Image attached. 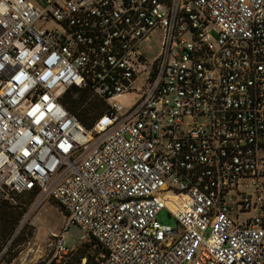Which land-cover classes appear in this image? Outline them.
Segmentation results:
<instances>
[{
    "label": "built area",
    "instance_id": "2783aa9c",
    "mask_svg": "<svg viewBox=\"0 0 264 264\" xmlns=\"http://www.w3.org/2000/svg\"><path fill=\"white\" fill-rule=\"evenodd\" d=\"M30 192L67 217L41 264H87L72 224L92 264H264V0H0V199Z\"/></svg>",
    "mask_w": 264,
    "mask_h": 264
},
{
    "label": "rangeland",
    "instance_id": "374dc122",
    "mask_svg": "<svg viewBox=\"0 0 264 264\" xmlns=\"http://www.w3.org/2000/svg\"><path fill=\"white\" fill-rule=\"evenodd\" d=\"M49 22L46 26H53ZM145 46H153V55L159 50V38L153 34L152 40L145 43ZM74 97L78 94L74 93ZM130 97L121 98V101L127 102ZM89 101L97 103L94 114L102 113L107 105L102 100L91 93ZM17 200L23 206L24 210L15 208L13 205L1 204L0 211L7 215L0 214V264H41V255L44 252V237L49 229L60 232L66 222V214L55 201L47 200L28 218L27 213L35 206L36 196L32 193L17 195ZM5 217L11 219L9 224H5ZM30 219V220H29ZM158 219L161 223L176 226V221L166 210H162ZM23 220V221H22ZM32 222L36 224L32 225ZM67 244L76 248L73 263H78L81 254L89 253L96 257L100 251L91 243L89 235L79 226L72 224L64 233ZM84 236V238H83Z\"/></svg>",
    "mask_w": 264,
    "mask_h": 264
},
{
    "label": "trees",
    "instance_id": "16d2710c",
    "mask_svg": "<svg viewBox=\"0 0 264 264\" xmlns=\"http://www.w3.org/2000/svg\"><path fill=\"white\" fill-rule=\"evenodd\" d=\"M74 93L78 94V97H74ZM92 92L85 88V89H80L76 86L71 87L70 89L67 90V92L65 93V97H64V103L65 105L68 107V109L76 114L78 116V118L80 119V121L87 127H91L94 123V121L97 119V117L100 115V113H93V110L95 109L97 103L95 101H89V96ZM103 102V100H102ZM32 193L34 196L36 195L34 192H30ZM1 204H9L6 201L1 200ZM11 205V204H9ZM14 206V205H13ZM21 206V208L19 207ZM19 206H14L15 208H19L21 210H24L25 206H23L21 203H19ZM0 214L2 215H7L6 212L4 211H0ZM66 214V213H65ZM11 221V219L5 217V224H9ZM90 241L92 244H94L97 248H99V251L101 252V246L94 240V238L92 236H89ZM83 256H87V264H92L95 261V257L92 256L89 253H84L81 254L79 256V258L77 259L78 262L80 261V259Z\"/></svg>",
    "mask_w": 264,
    "mask_h": 264
}]
</instances>
